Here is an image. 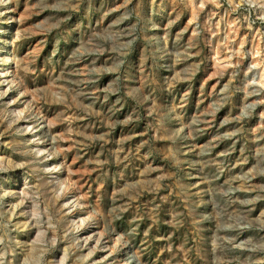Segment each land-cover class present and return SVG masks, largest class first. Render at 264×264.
I'll return each instance as SVG.
<instances>
[{
  "label": "rangeland",
  "instance_id": "obj_1",
  "mask_svg": "<svg viewBox=\"0 0 264 264\" xmlns=\"http://www.w3.org/2000/svg\"><path fill=\"white\" fill-rule=\"evenodd\" d=\"M0 95V264H264V0H0Z\"/></svg>",
  "mask_w": 264,
  "mask_h": 264
},
{
  "label": "bare ground",
  "instance_id": "obj_2",
  "mask_svg": "<svg viewBox=\"0 0 264 264\" xmlns=\"http://www.w3.org/2000/svg\"><path fill=\"white\" fill-rule=\"evenodd\" d=\"M3 78V77H2ZM16 82V81H15ZM15 84L13 83V86H14ZM2 95H0V97H1ZM13 99V98H12ZM9 101V100H8ZM10 105V104H9ZM8 106V105H7ZM12 108V107H11ZM17 119V118H16ZM15 120V119H14ZM19 121V120H18ZM41 130H43V128L41 127V126H39V128L37 129V131L35 132V133H38L39 131H41ZM35 137V136H34ZM45 137V136H44ZM38 142H39V138H38ZM40 144V143H39ZM41 145V144H40ZM42 150L40 149L39 150V152H41ZM1 160V159H0ZM51 166H52V164H48V168H51ZM51 170V169H50ZM54 170V173L55 174H58V173H60V172H62L63 171V166H62V163H60V162H58L57 163V165L55 166V169H53ZM52 170V171H53ZM69 186V185H68ZM68 188H70V186L68 187ZM70 190V189H69ZM78 198V197H77ZM75 201V200H74ZM78 201V200H77ZM74 223H75V221H74ZM78 227V226H77ZM83 238V237H82ZM7 242V241H6ZM33 250V249H32ZM27 254V253H26ZM32 254H33V252H32ZM33 256V255H32ZM24 264V263H23Z\"/></svg>",
  "mask_w": 264,
  "mask_h": 264
}]
</instances>
